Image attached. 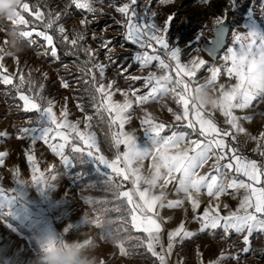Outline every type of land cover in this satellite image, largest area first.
<instances>
[{
  "label": "snow or ice",
  "instance_id": "snow-or-ice-1",
  "mask_svg": "<svg viewBox=\"0 0 264 264\" xmlns=\"http://www.w3.org/2000/svg\"><path fill=\"white\" fill-rule=\"evenodd\" d=\"M72 2L78 9H87L89 12L96 11L93 7L95 0H72ZM136 4L137 0H130L129 3L118 7L117 11L127 18L125 39L144 50L137 51L133 59L139 62L142 67H146L153 61H158L156 67L161 71V74L150 72L143 78V87L148 90L147 94L137 95L139 90L134 89L131 92L134 99L129 97L128 92H123L124 100L116 101L113 99L115 82H109L107 85L103 82L107 65L93 64V69L96 72L88 69L92 86L95 93L98 94L92 95V106L96 109L97 115H101L102 111L107 112L109 127L116 126L118 128V131L112 132L111 135L113 146L119 149L120 145H123L124 151H118L115 159H107L100 154L95 133L87 131L92 126L89 123L93 119L92 116L85 117V130L81 131L78 127L80 122H70L67 119L66 110L61 111L60 118H58L51 101L47 102L46 107L39 103L38 99H44L39 93L36 96L19 93V99L23 101V110L38 114L37 126L23 128L21 131L31 139L33 144L37 141L48 144L52 151L61 157L63 165H67L70 159H77L86 154L93 157L99 164L106 166L110 171H108L105 183L110 184L117 192L116 199L126 198L125 211L131 216L132 227L145 234L143 239L137 237V240L142 245H146L147 251L153 257L158 258L159 264H165L166 254L171 253L177 240L182 242L195 236L196 233L187 230L184 221H181L177 228L168 232V246L165 251L161 243L163 229L158 209L179 208L185 204V201H188L192 211L196 213L201 207L202 194L204 193L210 198L209 204L203 209L202 214L193 216L194 220L200 221L199 231L204 232L218 228L223 229L225 234L229 231L238 234L246 231L247 235H244L243 239L247 243L249 235L254 231H264V161H257L239 154L238 148L231 147L229 138L236 141L238 133H246V129L241 126L240 121L250 119L236 115L234 110L245 109L258 98L264 99V26L253 18L250 10L248 20L244 24L247 31L232 33V46L227 48L226 54L222 57L225 63L220 67L215 65L209 67L210 78L204 84H196L197 73L209 62L199 56L193 57L188 62H182L181 49L171 47L166 38L168 23L173 17H168L163 28L158 27L155 23H145L143 22L144 17L140 16L133 7ZM261 8L264 9V4L261 5ZM21 11L29 12L36 21L43 19V13L39 8L33 12L29 4L23 2L18 6L15 16L8 21H11L13 25L27 26L29 21L21 15ZM54 23L55 21L49 20L44 27L51 29ZM84 23L85 21L82 20L81 24ZM215 23L221 25L217 30L218 33L224 28L222 27L224 20L217 18ZM59 32L64 33L65 29L61 26ZM34 33L41 37L47 46H51L50 55L58 59L57 46L53 42V36L49 35L47 31H37L33 27L31 31H21L19 35L35 44L36 41L31 39ZM82 39L83 36L79 34L71 40L67 35L63 36V40L73 47L77 46L78 41ZM197 39L199 40L200 37L198 36ZM108 43L110 42L104 43L102 47L107 48ZM154 44L158 47H154ZM146 49H151V54ZM84 51L89 55V61L86 63L91 62L94 50L85 49ZM208 51L215 57L217 49L212 48ZM162 56L167 57V61ZM0 68H3L2 64H0ZM222 70L230 79L235 78V83L227 87L220 84L216 88L215 84ZM97 72L100 81L96 79ZM130 79L136 81L141 77H130ZM2 83L12 85L19 90L25 80L21 76L19 84L13 85L11 76L4 75ZM210 85L216 92V103L212 106L194 103L192 100L194 92ZM62 86L68 87L69 85L67 82H63ZM169 93L177 98V103L183 108L182 115L174 114L175 119L187 121L184 127L191 130V134L200 137L199 139H192L188 131L172 130L170 135H162L166 125L157 123L151 114L140 120L143 139L137 135L136 129L125 130V125L129 124L132 119L130 110L134 103H146ZM216 109L226 118L225 123L230 125L234 132L231 130L222 131L217 126L212 118V112ZM81 110L84 111L83 108ZM169 111L172 110L169 109ZM71 133H75V136L70 140ZM5 135L7 133L0 132V136ZM57 138L63 142L55 144L51 142ZM248 138L258 139L250 135ZM260 138H264V132L260 133ZM66 146L71 148V156L65 155ZM253 151H258L264 157V143H258L257 148ZM5 155L6 153L0 152V164L4 163ZM213 158L215 159L211 170L201 174L199 170ZM27 159L32 166V181L49 182V178L45 174V171L48 170L41 171L31 154L27 155ZM145 160H150L147 166L144 164ZM223 161H227V163H222ZM229 173H232L231 179L228 178ZM115 177L122 178V181L117 182ZM52 179L55 177L53 176ZM129 180L133 187L127 191H121L123 182ZM169 185H174L177 194L183 193V198L165 202L167 195L165 189ZM229 189L236 193L242 191L243 195L239 207L235 211H230L227 216H223L219 212V204H213V201H218L221 195L227 193ZM5 197L3 190L0 189V199ZM93 223L97 227L104 226V221L100 217L95 218ZM119 243L120 251L127 254L123 242ZM157 246L160 248L159 252L156 250ZM248 250L246 247L243 251L247 252ZM220 259H225L223 254ZM211 264H220V260L211 262Z\"/></svg>",
  "mask_w": 264,
  "mask_h": 264
},
{
  "label": "crops",
  "instance_id": "crops-1",
  "mask_svg": "<svg viewBox=\"0 0 264 264\" xmlns=\"http://www.w3.org/2000/svg\"><path fill=\"white\" fill-rule=\"evenodd\" d=\"M190 36L187 35V37ZM166 38L169 40L171 47H179L181 49L182 62H188L196 56L209 62L208 65L197 73L196 84H204L210 78L211 74L208 71L209 67L213 65L220 67L225 63L222 58L219 61L210 59L208 56L209 54L203 49L199 50L197 47H191L190 42L182 41L181 43H172L169 36L166 35ZM56 43L55 40L54 44L57 46ZM154 47L158 46L154 44ZM133 48L141 50L138 46ZM146 50L151 54V49ZM59 51L64 55H69L76 61H80L76 52L68 54L61 47ZM162 58H165L167 61V57L162 56ZM69 60L74 61L72 59ZM157 64L158 61H153L149 66L142 67L140 64L136 63V61L130 63V60L127 58L122 64H117L116 62L108 69L109 72L114 70L122 71L124 75H118V79L115 81H113L109 75V78L103 80V82L106 85L109 82H115L113 87L114 100L123 101V92H128L129 97L134 99V97L131 96V92L134 89L139 90L136 93L137 95L147 94L148 90L143 87L144 77L150 72H156L157 75L161 74V71L156 67ZM57 69L61 76V66L57 67ZM172 75L173 77L175 76L174 72ZM122 76L125 77L126 80L123 81ZM130 77H141V79L133 81ZM232 83H235V78L230 79L222 70L215 87L218 88L220 84H224L227 87ZM193 87H195V84H193ZM74 89L76 90L75 92L78 93L77 89L79 88L75 87ZM116 89H119V91H116ZM95 95L98 94L95 93ZM17 98L19 99V96ZM258 99L254 100L249 107L245 109H236L234 111L235 114L240 117L250 118L240 121L241 126L246 129V133L244 134L247 137L250 135L257 137V140H264V138H260V133L264 132V116L256 112L255 107ZM79 100L78 97L71 96L70 98H65L59 96L49 101L53 103V110L56 112L58 118H60V112L66 110L68 114L67 119L72 123L79 121L78 127L81 131H84L85 117L91 115L86 113L85 110H81V107L78 106L80 103ZM47 102L43 101L39 103L46 107ZM20 103L22 107L21 110H23V101L20 100ZM169 109L172 111H169ZM102 113L105 118L108 133L111 136L112 132L118 131V128L116 126L109 127L108 114L103 111ZM130 114L132 119L129 124L125 125V130L131 131L132 129H136L137 135L140 136L141 139H143V136L140 120L145 118L148 114H151V117L157 123H164L166 125L162 135H170L172 130H178L188 131L192 139L200 138L195 134H191V130L184 127L187 121H177L175 119L174 114L182 115L183 108L182 105L177 103V98L172 93L149 100L146 103H134L133 108L130 110ZM29 118L34 119L37 118V116ZM212 118L222 131L231 130L234 132L231 126L225 123L226 118L218 109L213 110ZM25 119L26 118L22 120ZM26 121H28V119L21 122V125L18 126L16 130L0 122V132L7 133L5 136H0V152L6 153L3 157L4 163L0 164V189H2L6 195L5 198L0 199V264H34V261L41 255V249L34 238L36 236H39L41 239L55 236L59 240L75 243H81L85 239L92 240V227L88 220V206L85 193L86 188L92 186L94 180L87 181L83 183L82 186L77 187L76 182L85 177L88 172L81 176L77 175L82 173V170L87 169L73 171L75 164L73 159H70L67 165H63L61 163V157L54 153L48 144L43 141H37L33 144L31 139L22 133L21 129L36 127L37 124ZM89 123H91L92 126L87 129V131L95 133L96 141L100 148V154L112 160L115 159L118 151H124L123 145H120L119 149H117L113 146V143V151L102 150V143L92 120L89 121ZM62 130L68 131L66 129ZM73 136H75V133H71L69 139L71 140ZM51 142L55 144L63 141L57 138ZM229 143L231 147L236 148L230 138ZM67 148L70 147H65V155H69L67 153ZM28 154L34 156L35 163L39 166L41 171L48 170L45 171V174L49 178V182L32 181L31 177L33 171L31 163L27 159ZM248 158L264 161V157L260 154L258 157ZM214 159L215 158L209 160V162L199 170L201 174L211 170ZM87 162L92 164L93 168L99 173L108 177V171L110 170H108L106 166L99 164L94 158L91 162L88 160ZM149 163L150 160H145L144 162L145 166ZM222 163H227V161H223ZM53 176L55 179H52ZM228 178H232V173H229ZM115 179L117 182L122 181L120 177H115ZM132 187L131 180L124 181L123 187L120 190L127 191ZM165 191L167 194L165 202L167 200L183 198V193H176L174 185H169ZM242 195V191L236 193L234 190L229 189L227 193L221 195L218 201H213V204L218 203L220 214L227 216L230 211H235L239 207ZM123 199L126 202V198ZM209 201L210 198L207 197L206 193L202 194L201 207L196 213L192 211L190 202L188 201H185V204L179 208L164 207L158 209L163 229L161 233V243L165 251L168 246V232L177 228L181 221H184L187 230L196 233L195 236L185 239L182 242L177 240L171 253L166 254L165 264H211V262L217 260H220V264H233L239 257V251L243 253V256H247L246 258L258 259L264 264V231H254L249 235L247 243H245L243 239L244 235H247L246 231L239 234L234 231H229L225 234L223 229L220 228L216 230L209 229L204 232L199 231L200 221L194 220L193 216L195 214H202L203 209L208 206ZM225 205H227V207H225ZM185 209H187V211H185ZM169 217H171V219H168ZM128 223L133 231L139 233L141 239L145 237L143 232L137 231L132 227L131 216L129 214ZM88 247L93 249L92 244ZM142 247L145 252L148 253V256L156 264H159L158 258L153 257L151 253L147 251L146 245H142ZM246 247L249 249L247 252L243 251ZM156 250L158 252L160 251L159 246H157ZM93 254L97 258V264H101V262L105 264L103 258L98 256L95 251H93ZM222 254L225 257L223 260L220 259Z\"/></svg>",
  "mask_w": 264,
  "mask_h": 264
},
{
  "label": "rangeland",
  "instance_id": "rangeland-1",
  "mask_svg": "<svg viewBox=\"0 0 264 264\" xmlns=\"http://www.w3.org/2000/svg\"><path fill=\"white\" fill-rule=\"evenodd\" d=\"M181 1L151 0L143 16V22L155 23L158 27L163 28L165 22L168 21V17L172 16L173 18L168 23V32L166 33L171 42H190L191 47H197L199 50L202 49V43L209 40L217 18L223 16L226 10L234 6L246 7L247 11L237 17L238 21L231 27L228 44L219 57L215 59L208 55L210 59L215 61L221 60L223 55L226 54L227 48L232 46L233 32L247 31L244 24L248 20L250 10L253 18L264 26V9L261 8L264 0H198L188 5H181ZM23 2L28 3L33 12L39 8L43 13V19L38 21L39 23L36 22L35 17L29 12L23 11H21V15L29 21L27 26L13 25L11 21L0 19V49H2L0 50V64L3 65V68H0V84L3 86L0 87V122H3V124L13 130H16L21 125V122L27 119L28 121L26 122L36 123L37 118L30 119L27 117L22 120L24 118L17 119L14 117V112L21 110L22 107L21 104L17 105L9 101V98L12 97L9 93L12 90L16 91V97L19 96L20 92H24L29 96H36L39 93L44 99H38V102H47L59 96L65 98L73 96L81 100H79V107L84 109L88 105L87 101L82 100L83 95L79 94V91L85 90L83 82L85 83L86 80L82 75H75L73 77L75 81L72 83L65 79L62 74L60 76L59 70L52 64V60H59L50 55L51 47L47 46L46 42L41 37L36 36L35 33L31 39L35 40L36 43H30L28 39L19 35L21 31H31L33 27L37 31H47L53 36V42L56 40L58 48H63L68 54L76 52L84 67L76 60L62 62L60 65L61 70L66 76L73 72L74 67L83 69L86 72H88V69L96 72L93 69V64L102 63L107 65L103 80L109 78L110 75V78L115 81L118 79V75L122 74V71L114 70L112 73L108 71L109 67L116 62L117 64H122L127 58L130 63H133L135 62L133 59L134 54L137 51H141L125 45L127 40L124 33L126 32L127 18L117 11L118 7L124 3H129L130 0H95L93 4L96 9L95 12H89L87 9H78L72 0H23ZM71 5L81 15L71 17L73 14L70 9ZM67 18L71 19L66 21ZM49 20H53L55 23L51 29H46L44 25ZM82 20L85 21L84 24H81ZM97 20L104 21L99 29L95 25ZM61 26L65 29L64 33L59 32V27ZM194 27H197L195 33L187 37L186 33ZM13 30L17 33L16 46L12 45V38L9 35ZM77 34L82 35L83 39L79 40L78 45L75 47L63 40L64 35H67L69 40H71ZM198 36L200 37L199 40L197 39ZM106 42H110L108 47H102ZM18 48L20 49L19 51L17 50ZM85 49L94 50L91 62L86 63V61H89V55L84 51ZM136 63L140 64L137 61ZM81 72L85 74L89 80L88 82L92 85L90 77L82 70ZM4 75L11 76L13 85L19 84L21 76L24 78L25 83L18 90L12 85L2 83V76ZM70 78H72V75ZM96 79L100 81L98 72ZM122 80L124 81L126 78L123 77ZM63 82H67L69 86L63 87ZM75 87L79 88L77 89L78 93L75 92ZM255 107L256 112L264 116V99H258ZM109 137L112 144L110 134ZM86 159L91 162L93 157L86 155ZM82 171L77 176L88 172L87 170ZM92 184V186L86 188L85 197L88 206V220L92 227V247L96 254L103 258L105 264H156L145 252L141 242L137 240V237L140 236L133 233L130 228L128 213L125 211L127 207L125 200L123 198L116 199L117 192L105 181L94 180ZM117 209L119 210L117 211ZM97 217L104 221L103 227H97L93 223ZM121 241L127 254L120 251L119 242ZM238 256L233 264H263L258 259L246 258L247 256H243L241 251L238 252Z\"/></svg>",
  "mask_w": 264,
  "mask_h": 264
},
{
  "label": "trees",
  "instance_id": "trees-1",
  "mask_svg": "<svg viewBox=\"0 0 264 264\" xmlns=\"http://www.w3.org/2000/svg\"><path fill=\"white\" fill-rule=\"evenodd\" d=\"M141 1L142 0H137V4L133 6L136 9V11H137ZM197 1L198 0H182L180 2V4L181 5H188V4H193V3L197 2ZM70 9H71V11L73 13L71 17L81 15L80 12L77 11L73 5L70 6ZM232 9H233V18H232V22H231V27L234 24H236V22L238 21L237 17H239L240 15L244 14L247 11L246 7H236V6H234V7H232ZM69 19H71V18H67L66 21L69 20ZM36 22L39 23L38 21H36ZM95 23H96L95 24L96 28L99 29V28L102 27L104 21L103 20H97ZM196 29H197V27H194L192 30H189V32L186 33V34L188 36H190L193 33H195ZM125 45L127 47H131V48L137 47V46L131 44L128 41H126ZM58 55H59V58H58L59 61L52 60V64L55 67H59L62 64V62H68L67 60H69V59L74 60L69 55L67 56V55H64L63 53H61L59 51V48H58ZM48 59H51V58H48ZM79 63H81V62L79 61ZM82 65L83 64L81 63V66ZM82 67H84V66H82ZM60 73L70 83L75 81L73 79V77H75V75H82V77L86 80L85 83L83 82V85H85V90L79 91L83 95L82 100L83 101H87V103H88V105L84 107V110H85L86 113L90 114L93 117L92 122H93V125L95 126V128H96V130H97V132L99 134V138H100L101 143L103 145L102 146V150L113 151V147H112L111 140H110V137H109V134H108V129H107V126H106L104 115H103L102 112H101V115H97L96 114V109L92 106L93 105V101H92L91 97H92V95H95V93L93 91L92 85L88 82L89 81L88 78L85 76V74H83L81 72L80 69H77L75 67H74L73 72H70L69 76L68 75L66 76V74H64L63 70ZM71 75H72V78H70ZM0 87H3V86L0 84ZM9 94L12 95V97L9 98L10 102L15 103L17 105L21 104L20 100L16 97V91L15 90H12ZM13 115L17 119L38 116V114L36 112H25L24 110H18L17 112H14ZM101 116H103V119H101ZM67 153L70 156L72 155L70 148H67ZM73 161L75 163L74 167H73V171H78L80 169H87L88 170V174L85 177L81 178L79 181L76 182V186L77 187H80V186L83 185V183H85L87 181H91V180L106 181L107 177L102 175L101 173H99L97 170H95L93 168L92 164L87 162L86 154L83 155V156H80L77 159H73ZM102 185H105V184H102ZM133 233L139 235L138 232L133 231Z\"/></svg>",
  "mask_w": 264,
  "mask_h": 264
},
{
  "label": "clouds",
  "instance_id": "clouds-1",
  "mask_svg": "<svg viewBox=\"0 0 264 264\" xmlns=\"http://www.w3.org/2000/svg\"><path fill=\"white\" fill-rule=\"evenodd\" d=\"M22 3L23 0H0V19L9 20L13 18L18 6ZM9 35L12 38V45L16 46V31L13 30ZM192 100L198 105L212 106L216 103L217 96L213 86L210 85L194 92ZM85 220L88 222L86 218ZM34 238L41 249V255L34 261V264H97V258L93 254L94 249L88 247L92 244L90 239L75 243L59 240L55 236L43 239L39 236Z\"/></svg>",
  "mask_w": 264,
  "mask_h": 264
},
{
  "label": "water",
  "instance_id": "water-1",
  "mask_svg": "<svg viewBox=\"0 0 264 264\" xmlns=\"http://www.w3.org/2000/svg\"><path fill=\"white\" fill-rule=\"evenodd\" d=\"M219 18L224 20V24L222 25V27L224 28H222L217 33V30L219 27H221V25L216 24L212 29V34L210 35L209 40L204 41L202 43V49L209 55L210 53L208 49H212V48L217 49V53L215 57L210 55L215 59L219 57L220 53L226 48L228 44V36H229L230 29H231V22L233 18V9L231 8V9L226 10L224 15ZM220 46L222 47L219 48Z\"/></svg>",
  "mask_w": 264,
  "mask_h": 264
},
{
  "label": "built area",
  "instance_id": "built-area-1",
  "mask_svg": "<svg viewBox=\"0 0 264 264\" xmlns=\"http://www.w3.org/2000/svg\"><path fill=\"white\" fill-rule=\"evenodd\" d=\"M150 3L151 0H142L137 9V13L143 17ZM80 70L90 77L88 72L83 69ZM232 142L234 143L235 147L239 149V154L254 158L258 157L260 153L258 151H253V149L257 148L258 143H264V140L259 139L257 141H253L249 139L244 133H238L237 140Z\"/></svg>",
  "mask_w": 264,
  "mask_h": 264
}]
</instances>
